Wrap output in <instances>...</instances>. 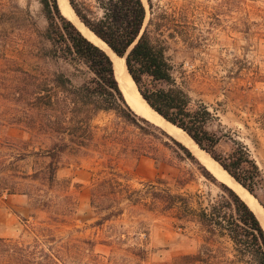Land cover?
Returning a JSON list of instances; mask_svg holds the SVG:
<instances>
[{"label":"rangeland","instance_id":"rangeland-1","mask_svg":"<svg viewBox=\"0 0 264 264\" xmlns=\"http://www.w3.org/2000/svg\"><path fill=\"white\" fill-rule=\"evenodd\" d=\"M15 1L19 10L10 0H0V171L7 166L17 175L8 182L19 193L0 198V238L17 251L30 245L34 264L42 261V248L58 264H242L227 237L210 239L194 222L183 227L174 211L153 207L146 196V185L160 187L157 179H162L172 192L197 194L194 205L206 206L221 194L217 184L187 158H176L139 129L125 128L114 113L101 112L92 121L89 149L62 155L58 189L32 180L49 162L33 151L44 154L50 141L28 128L41 116L34 108L30 76L37 65H48L33 55L36 34L26 11L39 29L45 30L47 22L41 0ZM153 4L167 26L162 39L169 45L177 83L193 102L206 104L216 114L220 121L214 129L221 123L247 145L264 170V0ZM61 67L74 75L75 83L83 80L75 68ZM136 145L154 151L152 157L165 155L171 164H158L151 155L137 156L132 151ZM230 147L225 140L219 150ZM19 154L23 159L17 160ZM111 172L135 191L134 201L141 200L133 204L125 198L123 213L102 222L106 213L93 207L92 193ZM179 181L189 183L180 187ZM66 194L70 201L62 200ZM7 255L0 253L3 264ZM182 256L189 257L180 261Z\"/></svg>","mask_w":264,"mask_h":264},{"label":"trees","instance_id":"trees-1","mask_svg":"<svg viewBox=\"0 0 264 264\" xmlns=\"http://www.w3.org/2000/svg\"><path fill=\"white\" fill-rule=\"evenodd\" d=\"M10 2L20 9L15 0ZM40 3L47 22L45 30L39 29L29 10L26 15L32 20L36 34L33 55L48 67L37 65L30 76L34 108L41 116L28 128L43 134L50 144L44 154L33 151L36 156L49 158V162L45 171L33 174L32 180H42L49 188L57 186L58 189L57 172L62 155L89 149L94 141L92 121L101 112L114 113L125 128L139 129L142 136L161 145L176 158H187L196 164L202 175L221 189L215 201L211 200L206 206L203 203L195 206L197 194L172 192L166 181L157 179L160 187L152 182L146 185V196L153 207L162 206L165 212L174 211L183 227L188 222L197 223L210 239L227 237L233 243L238 263L264 264V229L250 206L232 188L218 183L186 145L134 113L120 89L112 58L62 14L58 0H41ZM69 3L81 22L125 59L130 75L148 104L167 121L184 130L264 208V170L250 149L233 138L221 123L214 129L220 121L216 114L206 104L193 102L187 90L177 83L175 65L167 55L169 45L162 39L167 26L154 9L153 0H69ZM61 63L75 68L83 75V80L75 83L74 75L68 74ZM225 140L231 147L228 151H220L219 145ZM132 151L138 153L137 156H156L154 151L141 145L134 146ZM19 158L23 159L20 154L17 160ZM152 158L158 164H171L163 154ZM9 170L3 166L0 171V198L19 193L16 185H9L8 181L17 177ZM111 174L92 193L93 207L106 213L102 222L123 213L120 205L125 198L133 204L141 200L134 201L135 191L131 192V187L120 175ZM188 183L179 181L178 185L185 187ZM71 199L66 194L62 200ZM30 249L27 245L17 251L6 239L0 238V253L8 254L7 264H34L36 259ZM39 253L42 261L37 264H44L45 259L48 260L46 264H58L44 248ZM188 257L182 256L180 261ZM0 264H3L1 257Z\"/></svg>","mask_w":264,"mask_h":264},{"label":"bare ground","instance_id":"bare-ground-1","mask_svg":"<svg viewBox=\"0 0 264 264\" xmlns=\"http://www.w3.org/2000/svg\"><path fill=\"white\" fill-rule=\"evenodd\" d=\"M59 5L62 8V12L65 17L74 23V25L82 32V34L87 37L91 42L101 47L106 53L112 58L115 65V72L117 79L121 81L118 77L120 70L123 72V79L127 87H123V91L127 96V101L132 109L138 113L140 116L144 117L148 121L154 123L155 125L164 129L168 134L174 137L179 142L186 145L191 152L196 156V158L207 167V169L221 182L227 184L231 187L261 218H264V208L258 202V200L240 183H238L229 173H227L219 163H217L209 153L201 149L193 139L181 128L167 121L164 117L152 110L147 103L143 100L139 88L132 76L130 75L126 61L124 58L118 57L110 47L104 43L100 38H98L93 32H91L78 18L73 8L69 4V0H58ZM119 83V82H118ZM121 85V84H120ZM121 89V88H120ZM264 223V222H263ZM264 225V224H263Z\"/></svg>","mask_w":264,"mask_h":264},{"label":"water","instance_id":"water-1","mask_svg":"<svg viewBox=\"0 0 264 264\" xmlns=\"http://www.w3.org/2000/svg\"><path fill=\"white\" fill-rule=\"evenodd\" d=\"M70 4V3H69ZM59 7H60V10H61V12L63 11L62 10V8H61V6L59 5ZM62 14H63V12H62ZM64 15V14H63ZM65 16V15H64ZM70 20V19H69ZM81 32V31H80ZM101 48V47H100ZM111 49V48H110ZM112 50V49H111ZM113 51V50H112ZM117 55V54H116ZM118 56V55H117ZM119 57V56H118ZM121 58V57H120ZM113 61V60H112ZM114 68H115V65H114ZM115 74H116V72H115ZM118 77H120L121 78V81H119V79H117L118 80V82H119V86H120V88H121V90H122V92H123V94H124V96H125V99H126V101H127V96H126V94H125V92L123 91V87H127V85H126V83L124 82V79H123V72H122V70H120V73H119V76ZM116 78H117V75H116ZM121 84V85H120ZM142 96V95H141ZM142 98H143V96H142ZM143 100L147 103V105L152 109V110H154L149 104H148V102L143 98ZM127 103H128V105H129V102L127 101ZM130 106V105H129ZM130 108L132 109V107L130 106ZM133 110V109H132ZM134 111V110H133ZM155 111V110H154ZM156 113H158L157 111H155ZM134 113L135 114H137L138 116H140L138 113H136L135 111H134ZM159 114V113H158ZM160 115V114H159ZM140 117H142V116H140ZM163 117V116H162ZM142 118H144V117H142ZM145 119V118H144ZM147 120V119H146ZM184 131V130H183ZM170 135V134H169ZM171 136V135H170ZM174 138V137H173ZM175 139V138H174ZM194 141V140H193ZM195 142V141H194ZM188 148V147H187ZM212 157V156H211ZM213 158V157H212ZM214 159V158H213ZM215 160V159H214ZM216 161V160H215ZM217 162V161H216ZM218 163V162H217ZM222 167V166H221ZM223 168V167H222ZM224 169V168H223ZM225 170V169H224ZM226 171V170H225ZM227 172V171H226ZM228 173V172H227ZM230 175V174H229ZM234 179V178H233ZM241 185V184H240ZM243 187V186H242ZM255 213V212H254ZM256 214V213H255ZM256 216H257V218L259 219V221H260V223H261V225H262V227H263V229H264V218L262 217L261 218V215H257L256 214Z\"/></svg>","mask_w":264,"mask_h":264}]
</instances>
